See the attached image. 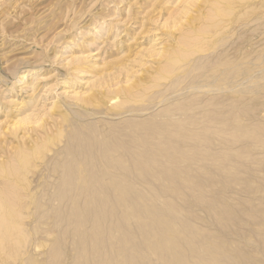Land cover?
Wrapping results in <instances>:
<instances>
[{
    "label": "rangeland",
    "instance_id": "obj_1",
    "mask_svg": "<svg viewBox=\"0 0 264 264\" xmlns=\"http://www.w3.org/2000/svg\"><path fill=\"white\" fill-rule=\"evenodd\" d=\"M0 166V264H264V0H0Z\"/></svg>",
    "mask_w": 264,
    "mask_h": 264
},
{
    "label": "bare ground",
    "instance_id": "obj_2",
    "mask_svg": "<svg viewBox=\"0 0 264 264\" xmlns=\"http://www.w3.org/2000/svg\"><path fill=\"white\" fill-rule=\"evenodd\" d=\"M215 11H216V10H215ZM220 14H221V13H220ZM214 16H215V15H214ZM184 44H189V42H185ZM200 47H201V46H200ZM181 50L189 51V48H187V49H181ZM194 50H195V49H194ZM190 51H191V49H190ZM191 52H192V51H191ZM188 53H190V52H188ZM180 59H182V58H181V57H170L169 59H167V60H166V63H167V65H170V66H168L167 69H165V70H167V71L170 70V71H171V69L174 67V66H173V67H171V66H172L173 64H174V65L177 64V63H178V60H180ZM228 63H229V62H228ZM226 66H227V65H226ZM170 67H171V68H170ZM164 72H166V71H164ZM161 74H162V73H161ZM161 74H160V76H161ZM163 74L165 75V74H167V73H163ZM163 77H165V76H163ZM193 86H194V85H193ZM189 87H190V86H189ZM194 87H195V86H194ZM195 88H196V87H195ZM236 89H237V88H236ZM187 90H188V89H187ZM190 91H191V89H190ZM112 98H113V97H112ZM112 98H109V100H112ZM114 98H115V97H114ZM101 102H102V101H101ZM121 104H122V103H121ZM118 105H119V103H118V102H117V103L115 102L112 106H114V107L116 108ZM120 106H122V105H120ZM117 108H118V107H117ZM119 108H120V107H119ZM215 108H216V107H215ZM121 109H123V108H121ZM115 110H117V109H115ZM211 111H212V110H211ZM117 112H118V111H117ZM202 112H203V111H202ZM207 112H208V111H207ZM210 113H211V112H210ZM113 114H114V113H113ZM208 114H209V112H208ZM217 115H218V114H217ZM221 125H222V124H221ZM44 142H45V141H44ZM45 144H46V143H45ZM132 144H133V143H132ZM117 145H119V144H117ZM120 145H121V144H120ZM129 145H130V144H129ZM133 145H134V144H133ZM44 146H45V145L41 146V148L44 147ZM122 146H123V145H122ZM126 146H127V145H126ZM126 146H125V147H126ZM134 146H135V145H134ZM39 147H40V146H39ZM39 147H37V148L35 147L36 150H37V153L40 151V150H38ZM115 147H116V146H115ZM118 147H119V146H118ZM127 147H128V146H127ZM33 148H34V147H32V150H33ZM35 148H34V149H35ZM128 148H129V147H128ZM132 148H133V147H132ZM18 149H19V148H18ZM30 149H31V148H30ZM65 149H66V148H65ZM124 149H125V148H124ZM22 150H23V148H22ZM19 151H20V149H19ZM23 151H24V150H23ZM79 151H80V150H79ZM31 152L34 153V151H31ZM35 152H36V151H35ZM114 152H115V151H114ZM23 153H24V152H23ZM23 153H22V154H23ZM33 153H32V154H33ZM73 153H74V151H73ZM108 153H109V152L106 151L105 154H108ZM125 153L127 154L128 152H125ZM144 153H145V152H144ZM28 154H29V153H28ZM70 154H72V152H71ZM77 154H78V153L76 152V155H77ZM117 154H118V153H117ZM130 154H131V152H130ZM20 155H21V154H20ZM20 155H19V156H20ZM112 155H113V154H112ZM112 155H110V156H112ZM120 155H122V154H120ZM132 155H133V154H132ZM143 155H144V154H143ZM19 156H18V154H16V157H19ZM25 156H28V155L25 154ZM29 156H31V154H30ZM29 156H28V157H29ZM85 156H86V154H85ZM107 156H108V155H106V157H107ZM122 156H123V155H122ZM133 156H134V155H133ZM141 156H142V155H141ZM81 157H82V155H81ZM83 157H84V156H83ZM123 157H125V155H124ZM146 157H149V155L146 156ZM22 158H23V157H20V159L22 160V162H23L24 160H26L25 158H23V159H22ZM26 158H27V157H26ZM76 158H77V156H76ZM79 158H80V157H79ZM85 158H87V157H85ZM113 158H114V160H116V157L113 156ZM120 158H121V157H120ZM14 159H15V158H14ZM82 159H83V158H82ZM82 159H79V160L82 161ZM104 159H105V158H104ZM108 159H109V158H108ZM110 159H112V158H110ZM110 159H109V160H110ZM117 159H118V158H117ZM122 159H123V158H122ZM149 159H150V158H148V160H149ZM31 160H32V159H31ZM79 160H75V161H78V162H79ZM85 160H86V159H85ZM85 160H83V162H84ZM150 160H151V159H150ZM19 161H20V160H19ZM27 161H28V159H27ZM105 161H106V160H105ZM12 162H13V161H12ZM29 162H30V161H29ZM53 162H54V161H53ZM53 162H52V164H53ZM86 162H88V161L86 160ZM112 162L114 163L115 161H113V159H112ZM23 163H24V162H23ZM26 163H27V162H26ZM48 163H49V162H48ZM63 163H64V162H63ZM67 163H69V162H67ZM74 163H75V162H74ZM103 163H105V162H103ZM110 163H111V160H110ZM24 164H25V163H24ZM27 164H28V163H27ZM61 164H62V163H61ZM64 164H65V163H64ZM70 164H71V163H70ZM70 164H69V165H70ZM83 164H84V163H83ZM107 164L110 165L109 162H108V160H107ZM118 164H119V163H118ZM22 165H23V164H22ZM49 165H50V164H49ZM62 165H63V164H62ZM77 165H79V168H80V169L82 168V170H83V167H80V166H81L80 164H77ZM111 165H112V164H111ZM119 165H120V164H119ZM119 165H118V166H119ZM121 165H122V164H121ZM2 166H3V165H2ZM20 166H21V165H20ZM27 166H28V165H27ZM60 166H61V165H60ZM65 166H66V165H65ZM65 166H64V167H65ZM105 166H106V165H105ZM0 167H1V166H0ZM48 167H49V166H48ZM64 167H62V168L64 169ZM71 167H72V166H71ZM86 167H87V165H86ZM86 167H85V168H86ZM91 167H92V166H91ZM93 167H94V166H93ZM93 167H92V168H93ZM123 167H125L126 169H128L125 165H123ZM123 167H121V168H122L121 171L126 170V169H123ZM4 168H5V167H4ZM62 168H61V170H62ZM66 168H67V166H66ZM87 168H88V167H87ZM87 168H86V169H87ZM96 168H97V167H96ZM1 169H2V167H1ZM17 169H19V168L17 167ZM69 169H70V166H69ZM69 169H64V170L67 172V170H69ZM93 169H94V168H93ZM99 169H100V168H99ZM104 169H105V168H104ZM117 169H119V167H118ZM27 170H28V168H27ZM61 170H60V171H61ZM73 170H74V169H73ZM82 170H80V171H82ZM100 170H101V169H100ZM100 170H98V171L100 172ZM3 171H4V170H3ZM5 171H6V170H5ZM11 171H12V170H11ZM60 171H59V172H60ZM62 171H63V170H62ZM62 171H61L60 174H61L62 176H64L63 174H65L66 172H65V171L62 172ZM69 171H70V170H69ZM71 171H72V168H71ZM87 171H88V170H87ZM94 171H95V170H94ZM94 171H93V172H94ZM107 171H108V169H107ZM127 171H128V170H127ZM13 172H15V170H14ZM64 172H65V173H64ZM72 172H74V171H72ZM89 172H90V171H89ZM124 172H126V171H124ZM67 173H68V172H67ZM67 173H66V174H67ZM75 173H76V171H75ZM80 173H81V172H80ZM82 173H83L82 176L84 177V172L82 171ZM97 173H98V172H97ZM112 173H113V172H112ZM127 173H129V172H127ZM66 174H65V175H66ZM73 174H74V173H73ZM86 174H87V173H86ZM86 174H85V175H86ZM99 174H100V173H99ZM107 174H110V171H109V173L107 172ZM107 174L105 173V175H107ZM115 174H116V173H114V175H115ZM117 174H118V173H117ZM117 174H116V175H117ZM120 174H121V173H120ZM11 175H12V174H11ZM11 175H10V176H11ZM25 175H26V174H25ZM68 175H70V173H69ZM80 175H81V174H80ZM95 175H97V174H95ZM101 175H102V173H101ZM105 175L103 174L102 176H105ZM114 175H113V176H114ZM121 175H122V174H121ZM129 175H130V174H129ZM70 176H72V174H71ZM73 176H74V175H73ZM76 176H77V175H76ZM86 176H87V175H86ZM91 176H92V175H91ZM102 176H101V177H102ZM109 176H110V175H109ZM118 176L120 177V175H118ZM74 177H75V176H74ZM93 177H94V176H93ZM114 177H115V176H114ZM121 177H122V176H121ZM23 178L25 179V177H23ZM76 178H78V177H76ZM76 178H75V179H76ZM86 178H87V177H86ZM94 178H95V177H94ZM97 178L99 179V177H97ZM57 179H58V178H57ZM65 179H66V178H64V181H65L64 183H65V184L63 183V184H64L63 187H65V188H62V187H61L62 184L60 185V189H61V191H62L63 193H64V190H65V192H67V189L70 188V186H69L70 183H68V182L71 181L72 178H71L70 180L68 179L67 181H66ZM88 179H89V178H88ZM88 179H87V180H88ZM14 180H15V179H14ZM54 180H55V179H54ZM83 180H85V179L82 178V181H83ZM87 180H86L85 183H84V181H83V183H81V184L78 183L77 188L80 189V190L78 189V191L80 192V191H82V190H85V191L87 190L88 192H90V190H91V192H93V193L96 192V197H97V196H100L101 193L99 194V191H97V190L95 191V188L98 187V186H96L95 188L92 187V186H91V185H92V184H91V181H89V180H91V179H89L88 181H87ZM99 180H100V179H99ZM26 181H27V180H26ZM55 181H56V180H55ZM95 181H96V180H95ZM23 182H25V181L23 180ZM66 182H67V183H66ZM72 182H73V181H72ZM79 182H80V181H79ZM88 182H90V184H88ZM92 182H93V181H92ZM16 183H17V182H16ZM56 183H57V182H56ZM73 183H74V182H73ZM96 183H97V181H96ZM98 183H100V182L98 181ZM110 183H111V182H110ZM113 183H114V182H113ZM18 184L21 185L20 183H18ZM49 184L52 185V183H49ZM76 184H77V183H76ZM93 184H94V183H93ZM107 184H108V183H107ZM70 185L73 186V184H70ZM101 185H102V184H101ZM108 185H109V184H108ZM26 186H29V185L26 184ZM49 186H50V185H49ZM94 186H95V185H94ZM123 186H124V185H122L121 187H123ZM11 187H12V186H11ZM14 187H15V186H14ZM18 187H19V186H18ZM103 187H104V186H103ZM109 187H110V186H109ZM116 187H120V185H119V186L117 185ZM12 188H13V187H12ZM12 188H11L10 190H12ZM28 188H29V187H28ZM74 188H75V185H74ZM74 188H73V189H74ZM99 188L101 189V187H99ZM107 188H108V187H107ZM112 188H113V186H112L110 189H112ZM123 188H124V187H123ZM8 189H9V187H8ZM14 189H15V188H14ZM14 189H13V190H14ZM16 189H17V188H16ZM60 189H59V190H60ZM102 189H103V188H102ZM113 189H114V190L112 191V194H114V193H113L114 191L116 192L115 188H113ZM2 190H4V189H2ZM71 190H72V189H71ZM75 190H76V189H75ZM75 190H74V191H75ZM105 190H106V189H105ZM53 191H54V190H53ZM100 191H101V190H100ZM108 191H109V189H108ZM125 191H126V189H125ZM128 191H129V190H128ZM128 191H126L127 194H130V192L128 193ZM2 192H3V191H2ZM7 192H8V191H7ZM10 192H12V191H10ZM15 192H16V191H15ZM30 192H31V190H30ZM46 192H47V190H46ZM54 192H55V191H54ZM59 192H60V191H59ZM59 192H58V193H59ZM69 192H70V189H69ZM75 192H77V191H75ZM83 192H84V191H83ZM91 192H90V195H91V196L95 195V194H93V193H91ZM97 192H98V193H97ZM131 192H132V191H131ZM13 193H14V192H13ZM13 193H10L12 197H13V195L15 194V193H14V194H13ZM24 193H25V192H24ZM55 193H56V192H55ZM63 193H62V194H63ZM70 193H72V191H71ZM80 193H82V192H80ZM84 193H85V192H84ZM124 193H125V192H124ZM4 194H5V193H4ZM50 194H51V193H50ZM73 194H75V193H73ZM97 194H99V195H97ZM132 194H133V196H134V193H132ZM132 194H131V195H132ZM1 195H2V194H1ZM1 195H0V196H1ZM5 195H6V194H5ZM16 195H17V194H16ZM51 195H52V194H51ZM75 195H76V194H75ZM78 195H79V193H78ZM81 195H82V194H81ZM84 195H86V193H85ZM90 195L87 194V196H90ZM103 195H104V192H103ZM103 195H101V197H104ZM135 195H136V194H135ZM7 196H8V195H7ZM45 196H46V195H45ZM54 196H55V195H54ZM63 196L66 197V195H63ZM76 196H77V195H76ZM128 196H129V195H128ZM138 196H139V195H138ZM12 197L10 198V197L8 196V198H10V199H12ZM14 197H15V195H14ZM14 197H13V198H14ZM19 197H20V196H19ZM79 197H80V196H79ZM113 197H114V196H113ZM58 198H59V197L57 196L56 199H58ZM61 198H62V197H61ZM61 198H59V199H61ZM68 198H69V197H68ZM73 198H74V197H73ZM75 198H77V197H75ZM75 198H74V199H75ZM83 198H85V197H83ZM88 198H89V197H88ZM97 198H98V197H97ZM99 198H100V197H99ZM120 198H121V197H120ZM120 198H119V199H120ZM135 198H136V197H135ZM0 199H3V198L0 197ZM52 199H53V198H52ZM74 199H73V200H74ZM100 199H101V198H100ZM115 199L118 201L117 198H115ZM121 199H122V198H121ZM121 199H120V200H121ZM139 199H140V196H139ZM139 199H138V200H139ZM8 200H9V199H8ZM12 200H13V199H12ZM19 200H20V199H19ZM21 200H23V199H21ZM47 200L49 201L48 198H47ZM61 200L64 201L65 199L63 200V198H62ZM61 200H59V201H61ZM71 200H72V199H71ZM77 200H78V198H77ZM83 200H84V199H83ZM86 200L89 201V199H85V201H86ZM92 200H94L93 202H95V197H93ZM92 200H91V204H92ZM132 200H133V199H132ZM135 200H136V199H135ZM10 201H11V200H10ZM31 201H33V200H31ZM50 201H51V200H50ZM62 201H61V204L63 203ZM75 201H76V200H75ZM79 201H80V200H79ZM98 201H99V200H98ZM101 201H102V200H101ZM106 201H107V200H106ZM128 201H129V200H128ZM139 201H140V200H139ZM141 201H143V205H144V200H141ZM0 202H1V200H0ZM4 202H7V201L4 200ZM15 202H16V201H15ZM15 202H14V203H15ZM29 202H30V201H29ZM67 202H68V201H67ZM71 202H72V201H70V203H71ZM103 202H104V201H103ZM103 202H98V203H103ZM120 202H121L122 204H124V203L126 204L125 200H124V202H123V200L120 201ZM120 202L118 201V203H120ZM129 202H130V201H129ZM7 203H8V202H7ZM11 203H13V201H12ZM11 203H10V204H11ZM30 203H32V202H30ZM77 203H79V202L77 201ZM81 203H84V202L82 201ZM105 203H108V202H105ZM137 203H138V201H137ZM145 203H146V201H145ZM55 204H56V203H55ZM95 204H96V205H95ZM95 204H94V203L92 204V206H93L92 209H90V210H88V211H82V212H85V213H81V214H77L76 212H74V214L71 213V216H72V214L74 215V218H75V221H76V222L74 221V222H75V225H76V224H77V225H81L82 222H83V220H86V218H91V217H92V218H91V222H92V219H93L92 224H94V221H95V225L98 223V219H99V217H100V215H101V213H100V208H99L101 205L98 207L97 201L95 202ZM148 204H149V203H148ZM148 204H146V205H148ZM8 205H9V204H8ZM13 205H14V204H12V205H10V206H13ZM16 205H17V204H16ZM73 205H75V207H76L78 204L76 205V203H75V204L73 203L72 206H73ZM81 205H83V204H81ZM104 205H105V204H104ZM106 205L108 206V204H106ZM106 205H105V206H106ZM169 205H171V204H169ZM10 206H9V207H10ZM54 206H55V205H54ZM63 206H66V203H65V202L63 203ZM72 206L70 205L69 207H72ZM78 206H79V205H78ZM107 206H106V207H107ZM114 206H115V204H114ZM135 206H136V204H135ZM138 206H139V205H138ZM13 207L15 208V206H13ZM52 207H53V205H52ZM52 207H50V208H52ZM58 207H59V206L57 205V208H58ZM73 207H74V206H73ZM73 207H72V208H73ZM83 207H84V206H83ZM89 207H90V205H89ZM101 207H102V206H101ZM106 207H105V208H106ZM109 207H110V206H109ZM118 207H119V206H118ZM140 207H142V206H140ZM143 207H144V206H143ZM170 207H171V206H170ZM0 208H1V206H0ZM60 208H61V205H60ZM60 208H59V209H60ZM78 208H80V207H78ZM102 208H104V207H102ZM102 208H101V210H102ZM113 208H115V207H113ZM113 208H112V209H113ZM55 209H56V208H55ZM55 209H54V210H55ZM59 209H57V211H58ZM63 209H64V208H63ZM73 209H74V208H73ZM73 209H70V210L72 211ZM75 209H76V208H75ZM109 209H110V208H109ZM116 209H117V208H116ZM119 209H120V207H119ZM124 209L126 210L127 208H124ZM124 209L121 208L120 210H123V211H124ZM129 209H130V206H129ZM138 209H139V208H138ZM76 210H77V209H76ZM104 210L106 211L107 209H104ZM110 210H111V209H110ZM130 210H131V209H130ZM142 210H143V209H141L140 211H142ZM144 210H146V208H144ZM167 210H168V209H166V211H167ZM174 210H175V209H174ZM10 211H11V210H10ZM60 211H61V209H60ZM60 211H59V212H60ZM105 211H104V212H105ZM131 211H132V210H131ZM140 211H139V212H140ZM168 211H169V210H168ZM171 211H172V210H171ZM44 212H45V211H44ZM46 212H47V211H46ZM61 212H63V211H61ZM101 212H102V211H101ZM113 212H114V209H113ZM120 212H121V211H120ZM120 212H119V214H120ZM134 212H135V209H134V211L131 212V215H132V213H133V215H136V213H134ZM42 213H43V212H42ZM54 213H55V212H54ZM105 213L107 214V212H105ZM110 213H112V210H111V212H109V214H107V215H111ZM137 213H138V212H137ZM143 213H144V211H143ZM169 213H170V211H169ZM2 214H3V212H2ZM46 214H47V213H46ZM48 214H49V213H48ZM67 214H69V213H67ZM112 214H113V213H112ZM123 214H125V212H123ZM126 214H127V213H126ZM126 214H125V215H126ZM139 214H140V213H139ZM146 214H147V216H148V214H149V223L152 225V227H151V226H150V227L153 228L154 231H157V233H159V231H162V230H163V231H166L165 229H166L167 226H169V223H168V219L166 220L165 218H163V217H166L165 215H164V216H161V215L159 216V214H158V217H157V216H156V215H157L156 212L153 213L154 215L151 214V213H149V212L146 213ZM146 214H145V216H146ZM166 214H167V213H166ZM40 215H41V214H40ZM51 215H52V214H51ZM53 215H54V214H53ZM117 215H118V213H117ZM117 215H116V216H117ZM137 215H138V214H137ZM4 216H5V215H4ZM20 216H21V215H19V217H20ZM61 216H62V215H61ZM61 216H57V217H61ZM64 216H65V215H64ZM101 216H102V215H101ZM120 216H122V213L120 214ZM152 216H153V217H152ZM154 216H156V218H155ZM39 217H41V216H39ZM102 217H103V216H102ZM112 217H114V215H113V216H110V218H112ZM127 217H129V216H127ZM141 217H142V216H141ZM66 218H67V217H66ZM100 218H101V217H100ZM103 218H104V217H103ZM103 218H101V219H102L103 222H105L106 220L104 221ZM106 218H107V217H106ZM110 218L108 219V221H109V220L111 221ZM114 218H115V217H114ZM114 218H113V219H114ZM138 218H139V216H138ZM143 218H144V217H143ZM8 219H9V218H8ZM8 219L6 220L7 222H8ZM56 219H57V218H56ZM122 219L125 220V217H123ZM128 219H129V218H128ZM139 219H140V218H139ZM139 219H138V221H139ZM9 220H10V219H9ZM58 220H59V219H58ZM67 220H68V219H67ZM115 220H116V219H115ZM129 220H130V219H129ZM129 220H128V221H129ZM140 220H141V219H140ZM144 220H145V218H144ZM144 220H143V222H146V221H144ZM99 221H100V220H99ZM110 221H109V222H110ZM117 221H118V219H117ZM133 221H134V220H133ZM136 221H137V220H136ZM138 221H137V222H138ZM84 222L87 223L88 221L86 220V221H84ZM89 222H90V221H89ZM89 222H88V223H89ZM111 222H112V221H111ZM113 222H114V221H113ZM115 222H116V221H115ZM124 222H127V220H125ZM140 222H141V221H140ZM0 223H1V221H0ZM54 223H55V221H54ZM60 223H61V222H60ZM62 223H63V222H62ZM99 223H100V222H99ZM99 223H98V225H97V228H98V226L100 227V225H101V224L99 225ZM129 223H130V222H129ZM133 223H134V222H133ZM147 223H148V221H147ZM70 224H71V223H70ZM83 224H84V223H83ZM104 224H105V223H103V227L105 226ZM115 224H116V223H115ZM117 224H119V222H117ZM120 224H121V223H120ZM126 224H127V226H128V222H127ZM126 224H125V226H126ZM143 224H145V223H143ZM0 225H1V224H0ZM17 225H19V224L17 223ZM110 225H112V224H110ZM134 225H135V224H134ZM141 225H142V224H141ZM5 226H6V225H5ZM9 226H10V225H9ZM12 226H13V224H12ZM61 226H62V225H61ZM84 226H85V225H84ZM90 226H91V225H90ZM107 226H108V225H107ZM120 226H122V225H120ZM129 226H130V224H129ZM135 226H136V225H135ZM10 227H11V226H10ZM10 227H9V228H10ZM18 227H19V226H18ZM18 227H17V228H18ZM57 227H58V226H57ZM72 227H73V226H72ZM81 227H82V225H81ZM111 227H112V226H111ZM114 227H115V226H114ZM146 227H147V226H146ZM150 227H148V228H150ZM4 228H5V227H4ZM9 228H8V230H9ZM13 228H14V227H13ZM77 228H80V227L77 226ZM93 228H94V226H93ZM97 228H96V229H97ZM104 228H105V227H104ZM107 228H108V227H107ZM116 228H118V230H119V227H116ZM127 228L130 229V227H127ZM137 228H138V227H136V229H137ZM5 229L7 230V228H5ZM20 229H21V228H20ZM72 229H73V228H72ZM75 229H76V226H75ZM75 229H74V230H75ZM80 229H81V228H80ZM91 229H92V228H91ZM108 229H109V228H108ZM108 229H107V230H108ZM122 229H123V227H122ZM131 229H132V227H131ZM131 229H130V230H131ZM153 229L150 230V234H151V235H153V234H154V235L157 234V233H155V232H153V234L151 233V231H152ZM0 230H1V228H0ZM6 230H4V231H6ZM8 230H7V231H8ZM16 230H17V229H16ZM83 230H84V229H83ZM89 230H90V229H89ZM109 230H111V229H109ZM116 230H117V229H116ZM138 230H139V229H138ZM142 230H143V229H142ZM11 231H12V229H11ZM79 231H80V230H78V232H79ZM90 231H92V233H94L93 230H90ZM90 231H88V234H89ZM104 231H106V230H104ZM111 231H112V230H111ZM120 231H121V230H120ZM163 231H162V232H163ZM0 232L2 233V237H1V238H4V235H5V234L8 235V233H9V232H5V234L3 235V231H0ZM75 232H76V230H75ZM78 232H77V233H78ZM81 232H84V231H81ZM118 232H119V231H117V233H118ZM124 232H126L125 228H124ZM124 232H123V234H124ZM131 232H132V231H131ZM141 232H143V234L145 233L144 231H141ZM168 232H170V231H168ZM1 233H0V234H1ZM20 233H21V232H20ZM90 233H91V232H90ZM99 233H100V232H99ZM12 234H13V233H12ZM12 234H10V235L13 236ZM88 234H87V235L84 234V236L86 235L85 237H89V236L92 237V235H93V236H94V234L96 235V233H94V234H92V235H91V234L88 235ZM104 234H105V233H104ZM106 234H107V233H106ZM111 234H112V233H111ZM120 234H121V232H120ZM123 234H122V235H123ZM125 234H126V233H125ZM138 234H139V233H138ZM145 234H146V233H145ZM145 234H144V235H145ZM168 234H169V233H168ZM168 234H167V235H168ZM7 235H6V236H7ZM10 235H9V236H10ZM22 235H23V234H22ZM77 235H78V234H77ZM126 235H127V234H126ZM133 235H134V234H133ZM140 235H141V234H140ZM159 235H160V234H159ZM161 235H164V233H162ZM161 235H160V236H161ZM169 235H170V234H169ZM169 235H168V236H169ZM6 236H5V237H6ZM102 236H103V235H102ZM105 236H106V235H105ZM105 236H103L102 239H104ZM110 236H113V235H110ZM141 236H142V235H141ZM146 236H148V235H146ZM146 236H145V237H146ZM164 236H165V235H164ZM78 237H79V235H78ZM85 237H83V238H79V239L83 241ZM96 237H97V235H96ZM123 237H124V235L122 236V238H123ZM129 237H130V236H129ZM131 237H132V236H131ZM135 237H136V236H135ZM145 237H144V238H145ZM1 238H0V239H1ZM7 238H9V237H7ZM7 238H5V239H7ZM13 238H14V237H12V239H13ZM93 238H94V237H93ZM93 238H91V240H92ZM100 238H101V236H100ZM120 238H121V237H120ZM140 238H142V237H140ZM160 238H161V237H160ZM168 238H171V237H168ZM172 238H174V237H172ZM5 239H4V240H5ZM9 239H10V238H9ZM86 239H87V238H86ZM88 239H89V238H88ZM95 239H96V238H95ZM98 239H99V238H98ZM108 239H109V238H108ZM123 239H124V238H123ZM126 239H127V238H126ZM133 239H134V238H133ZM136 239L138 240V237H137ZM146 239H147V238H146ZM146 239H145V240H146ZM1 240H2V241H1ZM1 240H0V241H1L0 243L2 244V242H3L4 240H3V239H1ZM109 240H111V239H109ZM128 240H129V238H128ZM131 240H132V239H131ZM145 240H142V241H145ZM155 240H156V239H155ZM170 240H172V239H170ZM184 240H186V239H184ZM184 240H183V241H184ZM6 241H8V240H6ZM101 241H102V240H101ZM104 241H105V240H103V242H104ZM111 241H112V240H111ZM121 241H122V240H121ZM124 241H125V240H124ZM129 241H130V240H129ZM162 241H163V240H162ZM180 241H181V239H180ZM9 242H10V240H9ZM84 242H85V240H84ZM86 242H87V241H86ZM95 242H96V241H95ZM122 242H123V241H122ZM125 242H126V241H125ZM134 242H135V241H134ZM134 242H133V243H134ZM164 242H165V241H164ZM185 242H186V241H185ZM192 242H193V241H192ZM99 243H100V241H99ZM133 243H132L131 245H134ZM139 243H140V242H139ZM173 243H175V240L173 241ZM179 243H180V242H179ZM183 243H184V242H183ZM186 243H187V242H186ZM1 244H0V245H1ZM82 244H84V243H82ZM82 244H81V245H82ZM123 244H124V243H123ZM123 244H122V246L125 247L126 243H125L124 245H123ZM135 244H136V243H135ZM154 244H155V243H154ZM164 244H165V243H164ZM187 244H188V243H187ZM104 245H105V243H104ZM127 245H128V243H127ZM150 245H151V244H150ZM165 245H166V244H165ZM165 245H164V246H165ZM179 245H181V244H179ZM190 245H192V244L190 243ZM195 245H196V244H195ZM97 246H98V245H97ZM128 246H129V245H128ZM140 246H141V245H140ZM169 246H170V245H169ZM174 246H178V245H177V244H176V245L174 244ZM55 247H56V246H55ZM101 247H102V246H101ZM135 247H137V246H135ZM135 247H134V248H135ZM144 247H145V246H144ZM150 247H151V246H150ZM162 247H163V246H162ZM162 247H161V248H162ZM188 247H189V246H188ZM191 247H192V246H191ZM4 248H5V246H4ZM4 248L2 247V249H4ZM122 248H123V247H122ZM169 248H170V247H169ZM173 248H174V247H173ZM176 248H177V247H176ZM0 249H1V247H0ZM2 249H1V250H2ZM51 249H53V248H51ZM131 249H132V247H131ZM137 249H139V248H137ZM150 249H151V248H150ZM165 249H166V248H165ZM167 249H168V248H167ZM174 249H175V248H174ZM178 249H179V248H178ZM189 249L191 250L192 248H188V250H189ZM135 250H136V249H135ZM140 250H141V249H140ZM145 250H146V249H145ZM176 250H177V249H176ZM119 251H120V250H119ZM125 251H126V250H125ZM125 251H124V252H125ZM132 251H133V250H132ZM169 251H171V250H169ZM172 251H174V250L172 249ZM1 252H2V251H1ZM4 252H5V250H4ZM53 252L56 253V251H53ZM129 252H130V251H129ZM159 252L161 253V251H159ZM176 252H177V251H176ZM176 252H175V253H176ZM181 252H182V250H181ZM51 253H52V252H51ZM132 253L135 254V252H132ZM2 254H3V252H2ZM57 254H58V253H57ZM121 254H122V252H121ZM134 254H132V255L134 256ZM59 255H60V254H59ZM166 255H167V254H166ZM166 255H165V256H166ZM177 255H178V253H177ZM179 255H180V254H179ZM5 256H6V255H5ZM145 256H148V255L146 254ZM130 257H132V256H130ZM139 257H140V255H139ZM143 257H144V256H143ZM134 258H135V260L137 259L135 256H134ZM140 258H141V257H140ZM168 258H169V257H168ZM177 258H178V257H177ZM180 258H181V257H180ZM180 258H179V259H180ZM120 259H121V258H120ZM124 259H125V257H124ZM124 259H123V260H124ZM128 259H129V258H128ZM141 259H142V258H141ZM147 259H148V257H147ZM169 259H171V258H169ZM174 259H176V258H174ZM130 260H131V259H130ZM130 260H128V261H130ZM133 260H134V259H133ZM133 260H132V261H133ZM96 261H97V260H96ZM102 261H103V260H102ZM144 261H145V260H144ZM174 261H176V260H174ZM125 262H126V259H125ZM137 262H138V261H137ZM171 262H172V261H170V263H171ZM0 263H1V262H0ZM91 263H92V262H91ZM103 263H104V262H103ZM128 263H130V262H128ZM143 263H144V262H143ZM180 263H181V261H180ZM182 263H184V262H182ZM86 264H87V263H86ZM122 264H123V263H122ZM131 264H132V262H131ZM138 264H139V263H138ZM149 264H150V263H149ZM161 264H162V263H161ZM164 264H165V263H164ZM173 264H174V263H173ZM176 264H177V263H176Z\"/></svg>",
    "mask_w": 264,
    "mask_h": 264
}]
</instances>
